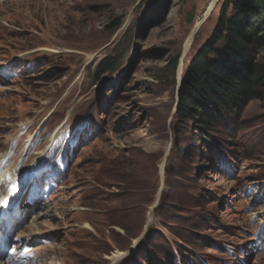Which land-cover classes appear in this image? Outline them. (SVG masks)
<instances>
[{"label":"rangeland","instance_id":"obj_1","mask_svg":"<svg viewBox=\"0 0 264 264\" xmlns=\"http://www.w3.org/2000/svg\"><path fill=\"white\" fill-rule=\"evenodd\" d=\"M154 1L0 0V168L9 171L0 175L14 177L10 196L0 189V213L19 207L0 222V264H124L137 240L129 236L149 216V229L161 234L160 264L170 248L169 264H264V101L243 112L226 159L175 151L177 66L172 74L168 66L176 58L178 65L213 0H173L165 22L144 32L141 18ZM106 57L117 58V69L99 75ZM167 176L186 202L171 221L156 213ZM180 239L189 244L183 258Z\"/></svg>","mask_w":264,"mask_h":264},{"label":"trees","instance_id":"obj_2","mask_svg":"<svg viewBox=\"0 0 264 264\" xmlns=\"http://www.w3.org/2000/svg\"><path fill=\"white\" fill-rule=\"evenodd\" d=\"M172 1L156 0L149 5L141 18L142 31L163 24ZM138 54L149 57L148 52ZM137 60L134 59L133 66ZM115 61L117 58L106 57L97 66L98 74H113L117 69ZM176 66L177 58L168 66L170 74ZM254 101H264V0H223L210 35L182 74L172 124L174 150L190 157L202 149L217 160L226 159L225 147L238 138L243 112ZM181 142L185 144L182 146ZM174 173L168 170L169 176ZM165 180L167 192L161 194L156 213L171 221L173 212L186 209V202L175 194L179 184L175 180L169 182L168 176ZM141 233L129 237L137 239ZM160 236L158 230L150 228L124 264H160ZM179 242L181 245L174 246L183 258L181 250L188 252L185 247L189 244L183 239ZM168 253L165 264L176 261L171 248Z\"/></svg>","mask_w":264,"mask_h":264},{"label":"bare ground","instance_id":"obj_3","mask_svg":"<svg viewBox=\"0 0 264 264\" xmlns=\"http://www.w3.org/2000/svg\"><path fill=\"white\" fill-rule=\"evenodd\" d=\"M216 0H213L211 2V4L209 5V7L207 8L206 12H204L203 16L197 20L190 33L188 34L187 38L185 39L184 43H183V47H182V56H181V59L179 60L178 62V65H177V68H176V71H175V81H176V87H177V84L180 80V78H182V74H183V71H184V60L186 59V57L188 56V54L192 51L193 49V46L195 44V41H196V37L198 35V33L200 32V30L202 29L203 25H204V22L206 21V19L210 16V14L213 12V3L215 2ZM212 11V12H211ZM25 130V129H24ZM42 157H38L37 159L41 160ZM39 163V162H38ZM161 169H162V165H161ZM11 177V175H9V178ZM13 205H17L16 203L13 204ZM15 206H11L10 208H14ZM17 208V207H16ZM8 210L6 212H2L0 213V216L2 214H5L7 215L9 213ZM12 218V217H11ZM124 254H121V253H118L117 256L115 258L117 259H121ZM115 262V261H114Z\"/></svg>","mask_w":264,"mask_h":264},{"label":"water","instance_id":"obj_4","mask_svg":"<svg viewBox=\"0 0 264 264\" xmlns=\"http://www.w3.org/2000/svg\"><path fill=\"white\" fill-rule=\"evenodd\" d=\"M217 2H218V0H216L214 3H213V7L214 6H216V4H217ZM180 84H181V78H180V80H179V82H178V84H177V87H176V96H175V105H176V102H177V92H178V89H179V86H180ZM175 112V106H174V110H173V113ZM145 234H146V231H144V233H143V235H142V237H141V239L139 240V241H135L134 243H135V245H134V247L143 239V237L145 236ZM133 247V248H134Z\"/></svg>","mask_w":264,"mask_h":264}]
</instances>
